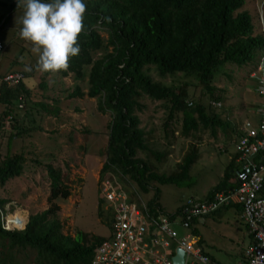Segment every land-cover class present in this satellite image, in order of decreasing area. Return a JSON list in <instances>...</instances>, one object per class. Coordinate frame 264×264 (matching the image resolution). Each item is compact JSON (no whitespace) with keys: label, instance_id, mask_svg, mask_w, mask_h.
<instances>
[{"label":"trees","instance_id":"obj_1","mask_svg":"<svg viewBox=\"0 0 264 264\" xmlns=\"http://www.w3.org/2000/svg\"><path fill=\"white\" fill-rule=\"evenodd\" d=\"M85 3L87 12L85 28L79 36L80 54L71 58L67 72L59 73L63 76L71 73L79 81L87 77V98L95 99L97 111L110 117L101 178L107 173L112 178L121 177L125 185L133 187V192L128 191L133 197L131 202L141 207L138 194L148 195L153 182L160 186L183 187L184 182L188 183L190 168L198 160V150L190 145L184 157L173 164L175 172L170 175L155 172L160 168L157 164L167 154L152 150L149 139L153 138V130L147 132L140 127L139 115L146 107L145 102L158 103L166 111L163 125L166 138H173L177 133L185 140L198 141L206 130L214 137L216 128L224 131L229 124L222 121L210 105L222 100L216 96L218 90L214 82L225 67L243 68L254 61L259 63L264 55V35L255 33L251 14L243 10L245 0H85ZM16 8H19L18 3L10 5L9 11ZM262 13L264 17V2ZM153 73L158 80L153 79ZM23 75L22 81L13 88L3 84L5 91L0 95L6 106L0 119L10 114L9 107L18 99H22L20 104L25 110L22 120L11 116L21 124V131L17 130L20 136H11V139L34 137L22 136L25 130L32 132L36 127L34 115L28 113L27 108L35 110L40 119L45 115H53L56 123L61 119L58 102L53 100L55 108L51 110L40 100L34 101L35 91L24 85L30 73ZM167 79L179 84L168 85ZM259 81H254L257 87L264 86V81ZM39 87L44 88L45 84ZM257 95L264 96V93L257 90ZM83 96L80 87L69 95L70 98ZM36 129L39 130V126ZM232 131L235 133L236 127H232ZM54 133L52 131L51 135ZM153 159L156 166L152 165ZM24 167L25 153L7 158L0 166V187L19 178ZM46 170L50 182L49 208L30 216L25 228L20 230L3 229L0 214L1 245L6 243L10 252L34 251L36 264H93L96 248L111 237L114 207L98 190L97 211L102 214L103 205L107 210L108 237L83 232H77L73 238L64 235L58 219V203L65 201L70 192L61 180L59 169L48 165ZM236 185H221L213 191ZM11 186L7 190L8 197ZM154 189L147 206L150 214L160 207V189ZM6 202L0 199V206L4 207ZM10 252L5 256L14 263ZM206 255L214 262L211 255Z\"/></svg>","mask_w":264,"mask_h":264},{"label":"rangeland","instance_id":"obj_2","mask_svg":"<svg viewBox=\"0 0 264 264\" xmlns=\"http://www.w3.org/2000/svg\"><path fill=\"white\" fill-rule=\"evenodd\" d=\"M263 2L264 0H245L243 7V10L248 11L254 20L255 33L262 35H264ZM101 35L104 38L107 37L104 33ZM15 39V42L12 41L9 44L7 53L18 51L21 60L24 57L26 62L27 54L25 56V53L28 46L26 44L18 46L20 38ZM32 56L31 61L27 62L31 64V71L25 70L27 66L18 69L32 74L29 79L32 85L30 84L28 88L35 91L34 101L40 100L51 110L55 108L53 100L58 102L61 119L57 123L54 122L53 115H45L40 119L35 110L27 108V112H32L34 115L35 126H39L40 129L35 127L32 132L25 130L26 132L22 134V136H28V134L34 136L32 139H28L29 137L19 138V140L14 138L9 141L10 145L7 146V150L10 155L25 153V167L21 176L9 183L12 184V189L4 208L6 211L5 229H23L30 216L49 208L47 198L50 192V182L46 167L51 165L61 171V180L70 192L65 201L58 203L60 208L58 219L62 226V233L72 238L77 232L108 237L110 227L106 216L107 210L103 205L102 214H98L97 211V204L100 200L98 190H101V195L110 203L112 202L110 199L114 200L113 198L118 196L116 189L124 193L127 201L131 202L133 199L129 195L131 193L128 192H133V187L125 185L121 177L114 175L112 178L107 173L101 178L108 144L109 131L106 127L110 122V117L97 111L95 99L87 98V77L79 81L74 79L71 73L67 76L61 73L55 75L41 73L37 70L38 56L33 53ZM260 59L259 61L264 63V55ZM260 62L254 61L243 68L225 67L217 76L214 82L218 90L216 96L221 97L222 100L219 101L221 108L213 109V111L220 116L222 121L229 124L224 131L216 128L214 137L210 130H206L198 141L185 140L182 136L176 135L177 133L173 138H166L163 133L166 111L160 108L158 103L145 102L146 107L139 115L140 127L145 128L147 132L153 130L151 132L153 138L149 139L150 148L167 154L164 160L157 164L160 168L157 169L158 172H155L170 175L174 171L173 164L184 157L190 145H194L198 150V160L190 168L188 183L184 182L183 187L171 184L160 186L153 182L148 195L138 194L144 206L152 199L155 193L154 188H159L160 207L165 214L173 215L188 197L203 200L208 191L222 183H227L228 169L239 167V164L236 165L234 161L238 157L234 145L238 135L233 133L232 127L238 130L240 123L242 124L245 120L260 123V116L256 110L258 106L261 107L260 100L263 101L264 96L257 95L259 89L254 82L264 79ZM151 75L154 80H158L154 73ZM165 82L168 85L179 84L178 81L171 79ZM43 83L45 87L40 89L39 85ZM76 87H80L84 94L82 98L69 97ZM260 90L264 93V88ZM148 116L151 117L148 118ZM19 124L18 126H21ZM20 129L19 127L18 130ZM52 131L56 133L51 135ZM47 136L51 137L46 139ZM54 138L57 140L56 143H54ZM168 142H172L170 146L167 145ZM151 162L156 166L154 159ZM15 213L19 217L20 226H15L11 222ZM193 228L196 230L195 235L180 226H176L175 230L180 236L191 232L196 239L199 238L206 251L218 264H237L241 261L242 252L249 244V236L244 224L238 218L236 207L232 206L219 213L200 218ZM8 251L10 252L6 243L2 246L0 241V264H36L35 252L32 250L11 251L14 263L5 256Z\"/></svg>","mask_w":264,"mask_h":264},{"label":"built area","instance_id":"obj_3","mask_svg":"<svg viewBox=\"0 0 264 264\" xmlns=\"http://www.w3.org/2000/svg\"><path fill=\"white\" fill-rule=\"evenodd\" d=\"M2 51L0 40V55ZM22 79L21 73H10L3 81L7 85H17ZM212 105L220 106L214 102ZM259 112L260 123L253 125L245 121L236 136L239 175L249 170L246 178L236 187L216 193L208 202H189L178 221L181 227L188 229L194 217L222 206H239L240 219L248 228L251 243L243 250L238 264H264V110ZM117 195L114 200L110 199L114 207L111 237L96 248L93 264H171V247L184 250V264H212L197 245L198 239L189 235L178 239L173 229L175 219L155 217L143 203L139 207L136 203H128L124 193ZM2 227L6 228L4 223ZM149 247L152 250L147 251ZM141 252L143 255L150 253L151 259L139 257Z\"/></svg>","mask_w":264,"mask_h":264},{"label":"clouds","instance_id":"obj_4","mask_svg":"<svg viewBox=\"0 0 264 264\" xmlns=\"http://www.w3.org/2000/svg\"><path fill=\"white\" fill-rule=\"evenodd\" d=\"M17 2H18V7L22 8L23 10L22 15H20L17 18V23L21 26L19 29V33H18L19 38L24 40L27 44H30L31 52L38 56L37 70L40 71L41 73H51L52 75H55L59 72H67L70 68L71 58L78 56L81 51V48L79 45V36L83 33L84 28H85L84 20H85V15L87 12V4L85 3V0H48V2H43V0H17ZM262 62L263 61H261L260 63L263 65ZM25 70L31 71L32 69L31 67H26ZM12 73H19V72H12ZM23 78H24V75H23ZM262 81H264V79L260 80V82ZM3 83L7 87H14L19 84L18 83L17 85H7L4 81ZM257 88L260 90V88H264V86L260 85ZM263 101L260 100L261 107L259 108L258 106L256 110L260 118H261V114L259 111L264 110ZM213 102L219 103L220 106L219 107L213 106L212 105ZM213 102H210V105L213 109L221 108L220 102H217V101H213ZM245 121H249L253 125L256 124L250 120H245ZM242 124L240 123V127L242 126ZM237 132L238 130L236 129L235 133ZM235 142H234V145H235ZM237 158L234 160L236 165L238 164ZM230 174L231 175L228 176V179L226 180L227 183L226 184L222 183L218 185L217 187H220L221 185H229V184H235V183L238 185V183L241 182V181L238 182V178L242 175V174L239 175V167L238 169H231ZM236 175L237 177H235ZM224 178H227V177H224ZM214 189L208 191L207 195L206 196L204 195L203 200H196L194 199L195 197H188L185 200V202H183V204L178 207L180 208L179 214L176 211L173 215H167L163 212L161 207L156 208L154 214L153 213L152 214L155 217L158 215H161L164 217H168V219L170 220L175 219L176 224L173 226V229L175 230L176 226L181 227L178 221L180 220V217L182 216L183 208L187 206L189 202H192L193 204L208 202L213 199L216 193H220V192L229 190L231 188H227L226 190H223V187H222L220 191H213ZM212 191L213 193L211 194L212 196L210 197L209 193ZM139 201H140V204L143 203L141 200ZM128 203H131V202L128 201ZM147 206H148V202L146 204V208H148ZM232 206H222V207L217 208L215 211L202 214L199 217H194L189 222L188 230H190L194 234V231L196 230L193 228V225L197 222L198 219L207 217L209 215L216 214L220 212L221 210H226ZM234 207H237L240 210L239 206H234ZM239 210H238V216H239V220L242 222V220L240 219L241 210L240 211ZM244 227L246 229L247 235L249 236V244H250L251 237L249 235L248 228L245 224H244ZM5 230H8V229H5ZM191 232L190 234H187V235H189L190 238L192 237L195 238L194 236L195 234L192 235ZM177 235H178L177 236L178 239H182L183 237L187 236V235L180 236L178 232H177ZM200 242L201 241L198 238L197 245L201 246L205 255L206 253L209 254L204 248L203 243H200ZM249 244H247V246ZM171 249H172L170 253L171 254L170 256L171 264H172V259L177 249H181L183 251V264H184V250L180 247L179 248L171 247ZM149 250H152V249L149 247L147 251ZM241 256L243 257V252ZM139 257H142L143 259H151V254L145 252V254L143 255L141 252ZM153 257H155V255H153ZM242 257H241V260H242ZM210 263L217 264L215 260L214 262L210 260Z\"/></svg>","mask_w":264,"mask_h":264},{"label":"crops","instance_id":"obj_5","mask_svg":"<svg viewBox=\"0 0 264 264\" xmlns=\"http://www.w3.org/2000/svg\"><path fill=\"white\" fill-rule=\"evenodd\" d=\"M14 3H18L17 0H0V40L2 41L3 44V51L0 55V95L5 91V87L3 86L4 83L2 80L7 74L12 72H19L23 74L25 72L23 70H19L18 68L25 66L30 67L31 65L27 63L31 61V56H32V52L30 50L31 45L27 44L24 40L19 39L17 45L21 47L22 45L26 44L28 46L25 53V56L27 54L26 62L24 60V57L21 60V55L19 54L18 51H15L11 54L7 53L9 44L12 41L15 42L16 37L19 38L18 33L21 27L17 23V18L20 15H22V11H23L22 8L19 7L9 11L10 5H13ZM30 77H32L31 73H30ZM30 77L25 78L24 85L26 88H28V86L31 84V82L29 81ZM9 88H13V87H9ZM4 100L5 99L0 96V117L6 108ZM21 100L18 99L19 102L18 101L14 102V106L9 107V109L11 110L10 114H6L4 115L3 118L0 119V166L3 165V162H5L7 158H11L15 156L14 153L10 155V152L7 150V146L10 145L9 141H12L14 138L19 140V138L17 137L11 139V136H19L17 134V130L19 129L18 122L17 121L15 122V120L13 121V119H11V116L15 115V117H17L16 120H22L25 110L22 109L23 107H21L20 104ZM15 108H17V110H15ZM9 183L10 182L8 181L5 186L0 187V193H1L0 199H5V200L8 199L7 190L11 186ZM6 205L7 204H4V207L0 206V214L2 215L1 218L3 222H4V215L6 212L4 208ZM2 208L3 210H1Z\"/></svg>","mask_w":264,"mask_h":264},{"label":"water","instance_id":"obj_6","mask_svg":"<svg viewBox=\"0 0 264 264\" xmlns=\"http://www.w3.org/2000/svg\"><path fill=\"white\" fill-rule=\"evenodd\" d=\"M248 173H249V170H247V172L245 174H242L238 178V182H240L243 179H245ZM235 177H237V175ZM172 264H183V251L181 249H177L176 250L175 255H174L173 259H172Z\"/></svg>","mask_w":264,"mask_h":264},{"label":"bare ground","instance_id":"obj_7","mask_svg":"<svg viewBox=\"0 0 264 264\" xmlns=\"http://www.w3.org/2000/svg\"><path fill=\"white\" fill-rule=\"evenodd\" d=\"M11 222L12 224H14L15 226H20L21 223H19V217L17 215V213H15L12 218H11Z\"/></svg>","mask_w":264,"mask_h":264}]
</instances>
